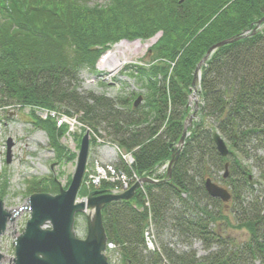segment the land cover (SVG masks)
<instances>
[{
  "label": "trees",
  "instance_id": "1",
  "mask_svg": "<svg viewBox=\"0 0 264 264\" xmlns=\"http://www.w3.org/2000/svg\"><path fill=\"white\" fill-rule=\"evenodd\" d=\"M88 1L0 0V106L75 114L93 142L99 136L120 149L118 168L154 177L158 166L170 162L183 134L198 63L218 41L242 36L205 62L199 92L204 104L171 177L146 183L131 200L107 202L103 218L121 264H264V191L254 188L251 169L238 157H253L251 151L264 147V22L259 24L264 0H108L98 6ZM157 33L149 62L127 67L143 93L112 98L80 90V70H96L110 46L124 39L147 41ZM140 94L144 101L135 106ZM36 125L48 131L62 154L58 142L68 126L52 114L38 117ZM216 130L230 141L229 156L217 151ZM123 153L133 154L132 166ZM211 169L222 171L231 189L235 226L249 233L245 242L237 244L214 226L222 217L231 221L224 214L229 203L206 191ZM37 185L32 182L30 192ZM88 192L83 186L80 196ZM150 218L162 237L167 231L187 241L199 239L207 250L216 248L200 259L194 250L181 252L161 239L159 249L147 251L143 231Z\"/></svg>",
  "mask_w": 264,
  "mask_h": 264
},
{
  "label": "rangeland",
  "instance_id": "2",
  "mask_svg": "<svg viewBox=\"0 0 264 264\" xmlns=\"http://www.w3.org/2000/svg\"><path fill=\"white\" fill-rule=\"evenodd\" d=\"M107 2L108 0L88 1L90 5L97 6L104 5ZM159 35L161 36V33H157L147 40V42H142L140 40L130 42L124 39L111 46L110 49L100 57L97 63V70H91L87 67L83 68L82 71L80 70V90L83 92L105 94L112 98L118 95L128 94L132 91L144 92V88L141 91L137 87L138 85L135 79L128 74L130 69L127 67L130 65L132 66V64L149 62V59H151V55L149 54L150 43ZM122 43H128L131 46H134L135 43H140L141 47L137 50L129 49L124 52V56H122L124 62L115 70L111 71L107 67L102 66L101 63L105 60L104 57H106L107 53L114 50L117 45ZM195 87H197L196 93L194 92ZM191 89L192 92L189 97L190 113L185 122V128L187 127L188 133L189 127L192 125L193 121L199 120L200 107L204 104L199 94L200 86L198 82H196L195 85L193 83ZM59 112L64 113V110H60ZM192 115H194V117L193 120L190 121L189 118ZM46 116L47 110L38 107H20L17 105L0 106V200L3 201L4 208L12 212V216L7 217L8 221L6 222L5 231L0 235V264H14V242L16 237L23 232L30 218L29 216L31 215L30 210L27 209L29 198L32 194L29 190L31 182H37L36 191L38 192L42 191L41 189H43V187L48 186L49 189L46 192L57 194L61 187H68V183H70L76 171V162H78V153L82 141V134H84V126L75 114L74 117H69L67 121L62 123V125L68 126V130L59 139L58 143L60 147L63 148L62 154H59V151L51 142L48 131L36 125L38 117L45 118ZM58 119L60 120L59 117ZM211 121V119H208L207 125H209ZM96 137L97 140L93 142L91 135L90 151H88L89 157L88 161H86L87 173L85 172L84 177L86 183L90 184L89 186L92 185L91 182L97 181L99 177L97 171L100 165L112 164L113 162L116 163L117 160H119L116 148L110 143L107 144V141L103 142L102 137ZM225 139L229 145L230 141L226 137ZM177 145L180 146V143H177ZM106 152H110V155L113 153L112 158L105 157ZM251 153L253 157L245 158V156L242 157L240 155L238 157L241 159L242 165L251 169L250 174L252 176L251 179L254 188L258 192H263L264 177L261 173L264 169V147H260L256 149V151H251ZM254 153H256V155ZM157 173L161 175L159 166ZM209 174L208 176L211 177L214 182L220 184V186L229 188L222 180V171L214 172V170L211 169ZM53 182L58 185V191H54V187L51 185ZM233 206L235 205L232 200L227 210L224 211V214L229 217L231 224L227 219L222 217L214 226L223 236L238 244L247 241L249 239V233L244 227L237 228L235 226L238 221L233 212ZM89 212L90 211L86 213L80 212L76 218L75 232L76 235L81 238H84L87 232V213ZM158 230L159 227H157V231L155 229V233L159 245L161 239L167 240L172 247H176L181 252H189L190 249L194 250L197 257L200 259L216 248V246H213L212 250H207L199 239L191 238L187 241L180 236H170L167 234V231H165V235L162 237L158 235ZM116 264L120 263L117 262ZM256 264H259V262Z\"/></svg>",
  "mask_w": 264,
  "mask_h": 264
},
{
  "label": "water",
  "instance_id": "3",
  "mask_svg": "<svg viewBox=\"0 0 264 264\" xmlns=\"http://www.w3.org/2000/svg\"><path fill=\"white\" fill-rule=\"evenodd\" d=\"M263 22L264 17L259 20V24ZM241 38L242 36L228 38L213 45L197 65L193 83L196 84L198 73H201L202 66L215 49ZM142 100L143 96L140 95L135 101V106L139 105ZM193 117L194 115L190 116V121L193 120ZM187 135L186 127L180 136V146L185 143ZM213 139L218 152L227 156L230 149L222 135L215 132ZM180 146L173 149L168 177H171L172 164L176 155L178 156L182 150ZM88 151H90V133L86 132L81 142L76 171L70 185L67 188L61 187L57 194L36 192L30 196L27 209L30 210L31 215L23 232L16 237L14 242V264H112L105 254L108 235L104 225L103 208L107 202L132 199L142 183L154 182V180L149 177L137 180L128 191L123 193L95 189L89 192L87 198L77 200L86 171ZM225 166L227 176L230 165L226 164ZM205 188L210 197L220 198L225 202L231 199L232 195L229 190L215 183L211 178L206 179ZM88 209L90 212L87 213V233L84 238H81L75 232L76 215L79 212H86ZM11 216L12 212L7 211L3 201L0 200V235L5 231L7 217Z\"/></svg>",
  "mask_w": 264,
  "mask_h": 264
},
{
  "label": "built area",
  "instance_id": "4",
  "mask_svg": "<svg viewBox=\"0 0 264 264\" xmlns=\"http://www.w3.org/2000/svg\"><path fill=\"white\" fill-rule=\"evenodd\" d=\"M62 121H66L67 117H62ZM125 159L129 164H132L134 162V157L131 154L125 155ZM98 178L97 181H95L96 184L100 183L101 179H108L111 182H120L122 189L129 188L131 182H133L137 176L134 175L133 177L127 176L123 172L116 171V168L112 164H106V165H100L98 168ZM146 235V245L149 249L154 250L156 248V240L154 235V227L153 224L148 227V229L145 231ZM110 247H114L115 245L110 243Z\"/></svg>",
  "mask_w": 264,
  "mask_h": 264
},
{
  "label": "bare ground",
  "instance_id": "5",
  "mask_svg": "<svg viewBox=\"0 0 264 264\" xmlns=\"http://www.w3.org/2000/svg\"><path fill=\"white\" fill-rule=\"evenodd\" d=\"M134 46H131L128 43H122L117 45V47L114 50H111L110 52L107 53L106 57H104L105 60L102 61L101 65L107 67L111 71L117 69L124 62V60L122 59V56H124V52L128 51L129 49H135V50L140 49L141 44L135 43ZM196 90L197 87L194 88V91Z\"/></svg>",
  "mask_w": 264,
  "mask_h": 264
}]
</instances>
